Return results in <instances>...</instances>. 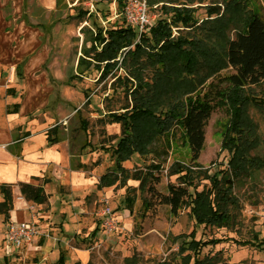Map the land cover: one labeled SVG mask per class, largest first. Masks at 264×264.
Listing matches in <instances>:
<instances>
[{"label":"trees","instance_id":"16d2710c","mask_svg":"<svg viewBox=\"0 0 264 264\" xmlns=\"http://www.w3.org/2000/svg\"><path fill=\"white\" fill-rule=\"evenodd\" d=\"M61 1L55 0V4ZM184 1L146 0L148 6L161 2L164 16L141 29L129 23L106 29L97 26L88 38L89 48L78 59L79 66L90 57L94 66L100 63L96 65L103 74L115 66L123 71L118 81L125 101L116 109L107 108L103 116L105 123L119 126V135L109 150L112 166L99 176L96 188L125 185V208L131 212L135 196L127 180H139L140 189L152 170L161 167L173 141L181 139L189 148L190 160L170 163L169 174L177 182L167 183L162 201L174 215L186 207L197 225L226 228L240 208L234 192L236 183L251 177L264 162L253 154L260 138L247 114L250 105H264V20L248 6V0L206 5V16L201 20L195 17L194 0ZM5 92L13 94L10 88ZM19 106V102L7 103L5 111L16 113ZM216 109L226 113L221 150L229 158L225 166L207 174L209 168L203 169L197 159L204 146L208 119ZM78 111L75 108V113ZM79 123L83 133L90 135L86 120L81 118ZM57 130L55 125L46 132L48 143L59 140ZM85 146H89L86 140L80 149ZM8 148L13 154L11 146ZM134 153L154 154L163 160L149 164L146 176H140L124 166ZM72 167L84 165L77 162ZM201 174L208 186L197 190ZM16 186L23 199L46 209L48 196L41 184L18 182ZM0 194V216L6 222L13 209L12 184H0ZM98 220L89 234L91 239L102 224V219ZM181 236L176 264H226L215 254L200 256L203 247L218 243V239L201 240L191 232L175 240ZM57 264H63L62 256ZM125 264L135 263L130 260ZM157 264L170 263L163 260Z\"/></svg>","mask_w":264,"mask_h":264},{"label":"rangeland","instance_id":"374dc122","mask_svg":"<svg viewBox=\"0 0 264 264\" xmlns=\"http://www.w3.org/2000/svg\"><path fill=\"white\" fill-rule=\"evenodd\" d=\"M145 1L62 0L56 5L55 0H0V86L13 92L6 100L23 104V112L26 110L28 116L33 114L34 118L45 122L46 132L57 122V136L66 137L70 142L73 164L81 159L79 146L84 140L88 141L85 152L88 156L83 158L96 175L112 166L109 150L119 135V126L105 123L103 116L107 108L116 109L125 101L118 81L123 71L115 66L103 74L102 68L96 65L100 63L95 62L94 66L90 57H85L79 66L77 62L83 50L89 48L88 38L97 26L106 29L122 23L133 24L139 22L142 15L152 24L164 16L161 2L148 6ZM212 3L222 6V0H194L195 17L203 19L205 6ZM248 6L264 20V0H248ZM75 108L79 109L78 113ZM247 114L260 138L253 154L264 160V105H250ZM81 118L88 123L90 135L80 129ZM225 120V111L216 109L205 127L204 146L197 162L203 169L209 168L207 174L225 166L229 158L228 153L221 150ZM28 121L33 122L26 118L20 124ZM160 160L163 159L154 154L134 153L124 166L146 176L147 166ZM189 160L187 144L176 139L161 167L152 170L140 189L139 180L128 179L126 185L134 188L135 196L131 212L123 202L125 185L115 187L109 198L102 188L100 193L93 194L91 214L85 218L87 225L81 229L80 239L85 237L88 227L100 219L106 207L111 209L115 228L107 231L101 224L100 237L80 241L79 245L85 247L89 255L85 264H125L130 260L135 264H157L163 260L176 264L179 262L177 246L183 237L176 240L175 237L188 236L191 232L201 240H219L203 247L200 256L215 254L226 264H264V162L251 177L236 183L234 192L240 200V208L229 227L217 228L197 225L186 207L171 214L161 199L167 192V183L177 182L175 176L169 174L170 163H188ZM198 180L197 190L208 186L202 174ZM121 209H125L124 212H120ZM6 222L0 217V264L16 249L6 248Z\"/></svg>","mask_w":264,"mask_h":264},{"label":"crops","instance_id":"0c3cea01","mask_svg":"<svg viewBox=\"0 0 264 264\" xmlns=\"http://www.w3.org/2000/svg\"><path fill=\"white\" fill-rule=\"evenodd\" d=\"M5 90L0 86V184H12L15 196L7 222L28 219L35 212L40 234L35 242L16 248L11 255L5 256L4 264H57L60 256L63 258V264H85L89 258L88 251L79 243L100 237L101 228L93 239L89 237L99 220L96 219L92 226L88 227L87 234L82 239L80 231L87 225L85 218L91 214L92 208L90 197L100 193L96 183L104 172L94 174L88 160L83 158L88 156L85 155L88 146L82 148L78 154L81 158L79 162L84 167L74 169L69 140L59 137L55 143H48V126L44 121L34 118L33 114L30 115L33 118H30L26 110L23 112V104L19 106L18 112L6 113L8 95ZM26 118L33 122L20 124V121ZM57 124L53 123L49 129ZM26 131L28 134L23 136ZM16 137L20 139L14 140ZM43 179L46 181L43 182ZM18 182L41 184L48 196L46 209L23 199L16 186ZM102 189L107 191L105 196L109 198L114 185ZM30 204L33 210L29 209ZM124 210L121 209L120 212ZM26 258L30 261H25Z\"/></svg>","mask_w":264,"mask_h":264},{"label":"built area","instance_id":"2783aa9c","mask_svg":"<svg viewBox=\"0 0 264 264\" xmlns=\"http://www.w3.org/2000/svg\"><path fill=\"white\" fill-rule=\"evenodd\" d=\"M127 19L129 15L127 11L124 12ZM139 26V29L143 25L149 24L148 20L144 18V15L140 17V21L133 23ZM29 208H33L30 204ZM100 218L102 219V225L106 228L105 230L111 231L115 228L113 223L114 218L112 217L111 209L106 207L101 211ZM40 234L39 225L35 214H32L28 219L25 220H9L5 225L4 230V241L6 248L12 246L14 248H22L33 242H35Z\"/></svg>","mask_w":264,"mask_h":264}]
</instances>
